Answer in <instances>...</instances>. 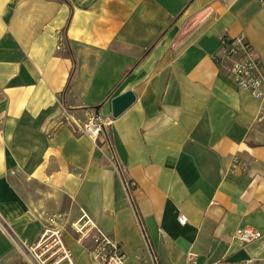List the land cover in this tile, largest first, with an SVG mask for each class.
<instances>
[{"label":"crops","instance_id":"0c3cea01","mask_svg":"<svg viewBox=\"0 0 264 264\" xmlns=\"http://www.w3.org/2000/svg\"><path fill=\"white\" fill-rule=\"evenodd\" d=\"M241 34L264 66L260 0H0V264H35L50 222L97 264L81 209L128 264L151 263L148 243L159 264H264V102L216 61ZM99 105L112 146L84 132ZM245 226L260 239H237Z\"/></svg>","mask_w":264,"mask_h":264},{"label":"built area","instance_id":"2783aa9c","mask_svg":"<svg viewBox=\"0 0 264 264\" xmlns=\"http://www.w3.org/2000/svg\"><path fill=\"white\" fill-rule=\"evenodd\" d=\"M260 2L264 5V0H260ZM216 61L218 63L227 61V72L232 80L239 87L264 102V66L256 56L245 34L234 38L223 36ZM112 123L113 117L94 113L85 124L84 132L94 141L99 140L102 135L108 141ZM108 142L111 144L110 140ZM237 160L236 158V162ZM114 167L124 178V188L128 199L133 205L132 192L135 189V184L124 177L122 167L115 156ZM187 221L188 217L186 215L181 214L179 216L181 224H186ZM73 227L78 243L85 245L90 242L92 244V254L97 264H128L126 255L122 252L118 242L98 225L87 210L81 209V215L73 223ZM140 227L143 234H145L142 224H140ZM235 237L249 244L258 241L261 234L253 227L245 226L236 231ZM147 246L152 258L150 264H159L156 256L151 251L149 243ZM29 252L35 259V264H64L65 262L67 264H77L72 252L64 244L61 229L58 225L45 230L40 240L29 247ZM244 264H255V260L253 258L249 259Z\"/></svg>","mask_w":264,"mask_h":264},{"label":"water","instance_id":"95a60500","mask_svg":"<svg viewBox=\"0 0 264 264\" xmlns=\"http://www.w3.org/2000/svg\"><path fill=\"white\" fill-rule=\"evenodd\" d=\"M136 101V95L132 90L126 91L112 98V116L119 117ZM102 105L96 106L95 111L99 114Z\"/></svg>","mask_w":264,"mask_h":264},{"label":"rangeland","instance_id":"374dc122","mask_svg":"<svg viewBox=\"0 0 264 264\" xmlns=\"http://www.w3.org/2000/svg\"><path fill=\"white\" fill-rule=\"evenodd\" d=\"M56 224L50 222L49 223V229H52L54 228ZM59 227V226H58ZM31 255V254H30ZM32 256V255H31ZM30 256H28V254H20V256L18 257L17 260H15L14 264H32L30 259H29ZM64 264H67V262H65Z\"/></svg>","mask_w":264,"mask_h":264}]
</instances>
